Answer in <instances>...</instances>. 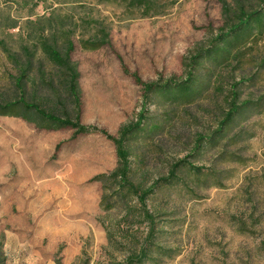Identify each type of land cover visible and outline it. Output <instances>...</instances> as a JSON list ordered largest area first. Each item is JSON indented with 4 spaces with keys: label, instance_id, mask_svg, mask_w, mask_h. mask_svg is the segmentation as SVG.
I'll return each instance as SVG.
<instances>
[{
    "label": "rangeland",
    "instance_id": "obj_1",
    "mask_svg": "<svg viewBox=\"0 0 264 264\" xmlns=\"http://www.w3.org/2000/svg\"><path fill=\"white\" fill-rule=\"evenodd\" d=\"M172 1L162 16L142 18L129 0H0V100L17 98L15 66L4 49L21 63L25 49L35 53L36 80L35 71L48 68L41 35L59 47L69 38L80 74L81 125L116 137L141 111L143 89L135 78L142 84L184 81V64L223 25L218 0H157ZM94 22L105 27L109 42L86 51L79 41L95 35ZM221 74L223 93L209 77L195 104L164 109L162 100L152 99L147 116L159 128L130 144L136 185L151 186L183 159L215 172L221 183L195 194L165 188L146 202L153 244L161 250L145 264H264V35L242 47ZM239 81H245L241 100L263 104L232 131L242 127L246 140L196 157V137L217 128L226 91ZM66 115L74 119L71 108ZM73 133L0 116V264H125L143 245L149 224L134 197L125 196L113 210L100 205L96 178L116 168L113 143L100 133L72 140ZM221 152L236 160L215 162Z\"/></svg>",
    "mask_w": 264,
    "mask_h": 264
},
{
    "label": "trees",
    "instance_id": "obj_2",
    "mask_svg": "<svg viewBox=\"0 0 264 264\" xmlns=\"http://www.w3.org/2000/svg\"><path fill=\"white\" fill-rule=\"evenodd\" d=\"M218 1L221 5L223 25L218 29L216 36L209 41L208 46L199 49L196 55L184 64L186 79L181 82L172 79L142 84L135 78V82L143 89L141 111L137 114L135 121L119 129L116 137L97 128L81 125L79 120L80 74L77 64L71 58L74 44L69 38H66L62 47H59L54 40L41 35L39 47L48 68L45 70L38 68L35 71L36 80L31 79L34 74L35 53L25 49V62L21 63L4 49L7 58L15 66L14 87L17 98L9 102L0 100V116L20 119L42 131L71 129L74 131L72 140L81 135L100 133L113 143L117 158L116 168L110 174L96 178L102 184L103 195L100 205L105 211L113 210L125 196H132L143 208L145 220L149 224V231L143 245L126 258L125 264H145L150 261L153 250H161L153 244L156 240L155 223L153 216L146 209V202L152 196L165 188L182 186L190 194H195L202 186L208 188L221 186L215 172L194 166L184 159L172 164L167 171V176L156 180L151 186L146 188L136 185L131 179L133 163L130 153L132 142L142 140L159 128V125L151 123L147 116V105L152 99L162 100L163 107H166L167 103L195 104L196 98L202 94L198 88L209 77H213L214 91L223 93L221 84L223 67L237 60L242 47H245L252 39L264 35V0H256L254 4L246 0ZM173 4L174 1L163 5L157 0H129L128 8L140 11L142 18H148L162 16ZM94 24L98 25L95 35L87 40L79 41L83 50L96 51L108 45V32L105 27L97 22ZM204 63H207L209 67H204ZM201 70L204 73H201ZM244 83L245 81H239L229 85L223 101L226 108L217 122V128L208 135H198L195 139L193 153L196 157H200L205 149H226L246 140L242 139L245 134L242 127L236 133L232 131L235 127H240V118L252 113L253 110L262 108L263 104L261 101L254 103L241 100L242 93L239 87ZM208 84L211 86L210 82ZM42 93L46 97L42 96ZM69 108L74 114V119L66 115ZM233 158L232 154L221 152L215 162L236 160ZM208 182L211 184L208 185ZM109 194L112 196V201Z\"/></svg>",
    "mask_w": 264,
    "mask_h": 264
}]
</instances>
